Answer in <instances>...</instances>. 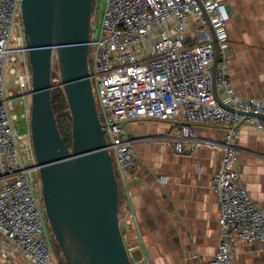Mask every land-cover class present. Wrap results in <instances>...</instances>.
Here are the masks:
<instances>
[{"label":"built area","instance_id":"obj_1","mask_svg":"<svg viewBox=\"0 0 264 264\" xmlns=\"http://www.w3.org/2000/svg\"><path fill=\"white\" fill-rule=\"evenodd\" d=\"M20 1L0 0V264L17 256L27 264H57L34 187L33 172L38 168L36 162L28 165L34 156L32 143L26 145L30 134L18 131L13 94L5 92V72L16 73L10 65L18 61L17 55L24 73L15 80L23 88L18 90L20 102L32 91ZM230 15L226 0H106L100 34L90 41L91 79L119 181L128 176L135 159L134 140L121 126L123 121L178 125L179 135L169 139L179 154L186 152L190 139L194 146L223 150L220 169L212 178L220 244L214 258L201 264H234L240 242L264 243V209L239 183L236 142L244 124L264 131V99L239 96L230 82ZM15 28L17 37L12 36ZM215 39L219 44L215 83L222 104L213 89ZM197 125L224 128V139L195 138ZM120 212L121 223L131 224L128 200H123Z\"/></svg>","mask_w":264,"mask_h":264},{"label":"water","instance_id":"obj_2","mask_svg":"<svg viewBox=\"0 0 264 264\" xmlns=\"http://www.w3.org/2000/svg\"><path fill=\"white\" fill-rule=\"evenodd\" d=\"M96 3L20 1L32 75L30 138L44 212L66 264H133L122 232L114 160L91 79ZM218 57L215 39L213 89L222 104L215 83ZM56 67L72 115L71 148L51 103Z\"/></svg>","mask_w":264,"mask_h":264},{"label":"crops","instance_id":"obj_3","mask_svg":"<svg viewBox=\"0 0 264 264\" xmlns=\"http://www.w3.org/2000/svg\"><path fill=\"white\" fill-rule=\"evenodd\" d=\"M226 3L231 14L230 82L239 96L264 99V0ZM27 97L20 103L26 105ZM125 130L134 140L135 159L128 176L120 178L123 200H128L132 214V223L122 222L126 229L121 226L132 262L208 263L220 244V211L212 178L220 169L222 148L194 146L190 139L186 152L177 153L169 137L180 131L170 121H129ZM194 133L197 139L222 141L226 130L197 125ZM236 142L239 183L264 209V131L244 124ZM2 239L0 234V243ZM239 250L234 264H264V243L242 241ZM4 264L27 261L17 256Z\"/></svg>","mask_w":264,"mask_h":264},{"label":"rangeland","instance_id":"obj_4","mask_svg":"<svg viewBox=\"0 0 264 264\" xmlns=\"http://www.w3.org/2000/svg\"><path fill=\"white\" fill-rule=\"evenodd\" d=\"M105 9H106V0H97V3H96V9H95V13H94V19H93V32H92V37H98L99 34H100V24H101V19L104 15V12H105ZM12 36L14 37H17L19 36V31L17 28L14 29L13 31V34ZM11 46L13 48L16 47V42H14L13 40L11 41ZM16 54V53H15ZM18 57V61L17 62H12L11 63V67H15L16 68V73L15 74H12L9 72V69L6 70L5 72V89H6V94H8V92H12L13 94V97H12V100H13V111L12 113L16 114L17 118L15 120V125L17 126L18 128V131L20 133H29L30 134V115H31V96L29 94V92L26 94L28 95L27 97V104H21L20 103V98H19V94H18V90L20 89H23L22 86L20 84H17L15 82V80L23 73V69H22V64H21V61H20V55H17ZM90 68L91 70H93V61L92 59L90 58ZM29 69H30V65H29ZM31 71V69H30ZM53 84L55 86H59L60 85V81H59V78H56V79H53ZM98 110H99V114H100V117H101V120L102 122L105 121V116H104V112L101 108V106L98 104ZM23 112H27L29 117L27 116V120L28 122H26L24 120V118H22V113ZM28 125V127L26 126ZM31 142V138H27L26 139V145H29ZM33 153V151H32ZM111 154L112 156L113 155V151H111ZM35 163V156H32L31 159L28 160V165L29 166H32L34 165ZM33 176L35 178V182H34V187L36 189V193L38 194V197L41 199L42 201V197H41V183H40V177H39V173L37 171H34L33 172ZM42 205H43V202H42ZM45 220H46V225L48 227V232H49V235L51 237V240H52V231H50V226H49V223H48V220H47V217L45 215ZM122 226L123 228L126 229V226L124 223H122ZM124 229V230H125ZM52 250H53V255H54V258L57 262V264H64V259H63V256L61 254V250L59 248V246L57 244H55V242L52 241Z\"/></svg>","mask_w":264,"mask_h":264},{"label":"trees","instance_id":"obj_5","mask_svg":"<svg viewBox=\"0 0 264 264\" xmlns=\"http://www.w3.org/2000/svg\"><path fill=\"white\" fill-rule=\"evenodd\" d=\"M56 78H58L57 67H56V70L53 72L52 79H56ZM51 103H52V107L56 115V119H57V123L59 126V130L61 132V135L64 141L66 142V144L71 148L72 147V115H71V111L68 105L65 91L62 86L60 85L55 86L53 84V88L51 91ZM114 167H115V163H114ZM116 177L118 179V184H119V207L121 209V204L123 202V195L120 189V181H119L117 173H116ZM120 215H121V212H120ZM122 232H124L123 229H122ZM51 236H52V241L55 242V244H57L54 236L53 235ZM64 264H66L65 259H64Z\"/></svg>","mask_w":264,"mask_h":264}]
</instances>
